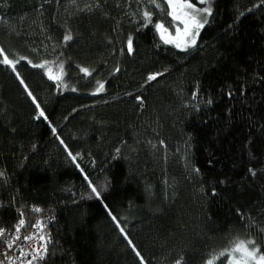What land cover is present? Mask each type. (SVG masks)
<instances>
[{"label": "trees", "instance_id": "trees-1", "mask_svg": "<svg viewBox=\"0 0 264 264\" xmlns=\"http://www.w3.org/2000/svg\"><path fill=\"white\" fill-rule=\"evenodd\" d=\"M211 9L180 51L155 29L177 24L164 0H0L16 62L0 63V228L43 223L35 264H228L247 240L264 254V0Z\"/></svg>", "mask_w": 264, "mask_h": 264}, {"label": "snow or ice", "instance_id": "snow-or-ice-1", "mask_svg": "<svg viewBox=\"0 0 264 264\" xmlns=\"http://www.w3.org/2000/svg\"><path fill=\"white\" fill-rule=\"evenodd\" d=\"M74 2V0H73ZM152 3H156V0H150ZM164 3L167 5V15L171 17L172 21L177 22L175 26V34L169 32L168 28L165 27L162 23H155V29L160 34V38L166 45H173L175 48L179 49L180 51H187L189 48H193L197 44V38L200 35L201 29L205 27L206 24L209 23L208 17L212 15V9L210 6L206 7H197L195 4L191 2V0H164ZM199 4H206L207 0H198ZM157 7H160L159 4H157ZM144 20H145V26L152 23L151 19V13L144 12L143 13ZM72 39L71 33H68L64 36L65 41H69ZM127 50L128 53L131 54L133 51L132 47V40L129 38L127 41ZM0 56H3V59L0 60V63H3L5 65L12 66V70L15 71V61L8 58L7 55H4L3 49H0ZM21 59H24L21 57ZM31 63V61H29ZM48 62H45L43 64H32V67L34 68H42L46 69V74L48 76L49 80L54 81H61L62 80V73H63V63L59 64L57 67L59 68V72H57L55 75H53V70L50 67H47ZM81 72L88 75V70L85 68L80 69ZM158 75H161L160 73L149 75L148 80H155ZM21 84H24V81H20ZM60 86V85H58ZM104 84L99 83V86L95 89V92H93V95H96L104 90ZM27 91V88H25ZM72 91H76V89H72ZM29 96H32L31 92H28ZM139 100L140 98L137 97ZM35 98L33 97V103H35ZM37 108H39V105L37 104ZM40 117H44L45 113L43 111L39 112ZM46 118V117H45ZM55 131V129H53ZM69 156L73 161L76 160V156L72 155V153L69 152ZM0 175H3V173H0ZM87 179V177H86ZM91 187V185H90ZM91 191L97 198L100 197V192L97 190L96 187H91ZM33 211L40 212V208H34ZM23 216V214H22ZM115 220V217H113ZM26 221L23 218H20L18 221V224L15 226V232L19 233L21 231V228L25 225ZM39 226V222H37V225ZM119 227V225H117ZM121 233L124 232V229L121 228ZM4 229L0 228V236H3ZM127 238V237H126ZM19 236H15L14 240H19ZM24 239H32L31 236H25ZM39 239L43 242L45 241V237L43 235L39 236ZM131 244V241H129ZM9 248L12 247V244L8 245ZM42 250V251H41ZM47 251L46 243H42L40 245L39 249L33 250V258L39 257L40 259H44V254ZM135 251V249H133ZM24 254L23 252L21 253ZM136 255L139 257L140 253L136 252ZM220 256H227L228 258V264H264V254L261 253V248L256 244V241L254 240H247V241H236L230 248L225 249L222 251ZM5 259H9V257H5ZM0 264H4V261H0ZM28 264H31V261L28 262ZM141 264H144L143 259L141 258ZM176 264H181V261L178 260ZM207 264H214V261L212 259H209L207 261Z\"/></svg>", "mask_w": 264, "mask_h": 264}, {"label": "built area", "instance_id": "built-area-1", "mask_svg": "<svg viewBox=\"0 0 264 264\" xmlns=\"http://www.w3.org/2000/svg\"><path fill=\"white\" fill-rule=\"evenodd\" d=\"M39 222V226H34V230L31 229L30 232L26 233L24 226L21 228V231L19 233L15 232V226L18 224V221L16 222L14 228L6 234H3V241H5V243L7 244V246L9 244H12V247L9 248V253L7 255V257H9V259H7L5 261V264H28L29 261H31V264H35L37 260H39L40 258H33V250L34 249H39L40 245L42 243H46V234L47 231L44 230L43 227V223L41 221ZM37 225V222L36 224ZM46 227V226H45ZM43 235L45 237V241H41L39 239V236ZM15 236H19L20 239L19 240H14ZM25 236H31L32 239H24ZM47 247V246H46ZM42 251V250H41ZM24 253L23 255L21 253ZM47 252V251H46ZM46 256V253L44 254V257Z\"/></svg>", "mask_w": 264, "mask_h": 264}, {"label": "rangeland", "instance_id": "rangeland-1", "mask_svg": "<svg viewBox=\"0 0 264 264\" xmlns=\"http://www.w3.org/2000/svg\"><path fill=\"white\" fill-rule=\"evenodd\" d=\"M197 7H206V6H210L211 7V0H207V3L206 4H201L200 6H198V5H196ZM156 23H162V22H160V21H158V22H156ZM163 24V23H162ZM175 26H176V24H175ZM166 27V26H165ZM166 28H168V30H169V32L170 33H172L173 35L175 34V28L172 30V29H170L169 27H166ZM158 33V32H157ZM158 35H159V38H160V34L158 33ZM161 39V38H160ZM162 41V40H161ZM171 46H173V45H171ZM165 70V68L164 67H159L156 71L158 72V73H161V72H163Z\"/></svg>", "mask_w": 264, "mask_h": 264}]
</instances>
